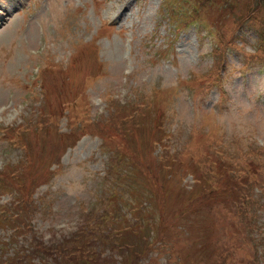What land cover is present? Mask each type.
<instances>
[{
    "label": "rangeland",
    "instance_id": "374dc122",
    "mask_svg": "<svg viewBox=\"0 0 264 264\" xmlns=\"http://www.w3.org/2000/svg\"><path fill=\"white\" fill-rule=\"evenodd\" d=\"M0 264H264V0H0Z\"/></svg>",
    "mask_w": 264,
    "mask_h": 264
},
{
    "label": "bare ground",
    "instance_id": "6f19581e",
    "mask_svg": "<svg viewBox=\"0 0 264 264\" xmlns=\"http://www.w3.org/2000/svg\"><path fill=\"white\" fill-rule=\"evenodd\" d=\"M2 97V96H1Z\"/></svg>",
    "mask_w": 264,
    "mask_h": 264
}]
</instances>
